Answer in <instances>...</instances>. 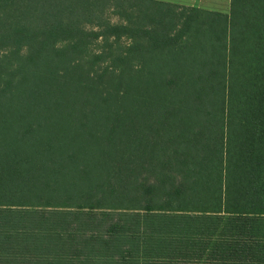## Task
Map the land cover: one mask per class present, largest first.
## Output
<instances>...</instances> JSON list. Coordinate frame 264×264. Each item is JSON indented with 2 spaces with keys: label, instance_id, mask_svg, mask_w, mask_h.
Masks as SVG:
<instances>
[{
  "label": "trees",
  "instance_id": "16d2710c",
  "mask_svg": "<svg viewBox=\"0 0 264 264\" xmlns=\"http://www.w3.org/2000/svg\"><path fill=\"white\" fill-rule=\"evenodd\" d=\"M108 3L0 0V264H264V0Z\"/></svg>",
  "mask_w": 264,
  "mask_h": 264
},
{
  "label": "crops",
  "instance_id": "0c3cea01",
  "mask_svg": "<svg viewBox=\"0 0 264 264\" xmlns=\"http://www.w3.org/2000/svg\"><path fill=\"white\" fill-rule=\"evenodd\" d=\"M161 1H166L179 5L180 3H185L184 1L181 0H161ZM223 1H227V0H202V2L200 1L201 3L205 2V5H202L199 3V0H197V3L196 0H191L189 5L204 9H209V10L228 12L229 11L227 10L228 6L226 7V9L225 8L214 9L210 7L212 4L218 5L220 2ZM229 8H230V2H229ZM105 237L106 236H104V238ZM105 240H107L108 242L116 241L114 240L113 237H108L107 239L104 240L101 239L97 240L100 241L101 243L95 246L97 251L90 253L89 254L90 256H85V257L74 256L70 258H65L66 256L63 255L55 256L52 254H48L46 255L45 260L46 261L48 260L52 264H164L163 260L158 258V255H156L153 252L146 253L145 250H138V251L126 253L125 250L121 248L116 249V246L111 247V246L103 245L102 241ZM34 264H47V263L40 262Z\"/></svg>",
  "mask_w": 264,
  "mask_h": 264
},
{
  "label": "rangeland",
  "instance_id": "374dc122",
  "mask_svg": "<svg viewBox=\"0 0 264 264\" xmlns=\"http://www.w3.org/2000/svg\"><path fill=\"white\" fill-rule=\"evenodd\" d=\"M181 1H184L185 3H180V5H184V6H191L189 5L190 1L191 0H181ZM202 0H199V3L202 4V5H205V2L201 3ZM229 2L230 0H227V1H223V2H220L218 5H214L212 4L210 7L214 8V9H222V8H225L227 7V10H229ZM112 0H110V3H108L106 6H104V8L106 9L104 14H103V17L110 20L111 22H117L118 21V16L113 12V9H112ZM196 3H197V0H196ZM207 5V4H206ZM224 10V9H223ZM88 27L91 26V25H87ZM127 41V40H126ZM126 41H124L123 43L125 44Z\"/></svg>",
  "mask_w": 264,
  "mask_h": 264
}]
</instances>
